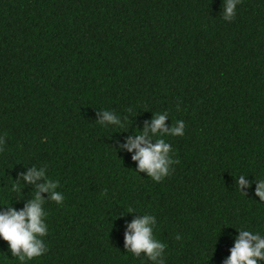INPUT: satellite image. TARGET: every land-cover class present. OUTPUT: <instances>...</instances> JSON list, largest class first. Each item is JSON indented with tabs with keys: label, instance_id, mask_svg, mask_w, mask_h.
I'll list each match as a JSON object with an SVG mask.
<instances>
[{
	"label": "trees",
	"instance_id": "16d2710c",
	"mask_svg": "<svg viewBox=\"0 0 264 264\" xmlns=\"http://www.w3.org/2000/svg\"><path fill=\"white\" fill-rule=\"evenodd\" d=\"M221 12L222 0H0V198L22 210L34 165L65 196L46 203L49 250L28 264H151L125 247L146 213L166 264H224L237 230L264 234V0H242L231 22ZM129 107L126 128L97 123ZM165 111L186 128L156 183L116 149ZM0 264H20L2 239Z\"/></svg>",
	"mask_w": 264,
	"mask_h": 264
},
{
	"label": "clouds",
	"instance_id": "9594fccd",
	"mask_svg": "<svg viewBox=\"0 0 264 264\" xmlns=\"http://www.w3.org/2000/svg\"><path fill=\"white\" fill-rule=\"evenodd\" d=\"M242 0H222L221 17L227 22L235 19L237 8ZM128 115H120L111 110L102 109L98 115L102 117L97 123L105 129L110 126L117 129H124L128 125V116L134 114V109H127ZM169 119L167 111L155 113L150 122H146L143 131H137L134 137H129L126 142L116 151L126 150L128 153H135L132 160L137 163L136 173H146L154 182L161 183L174 171V165L180 163L174 159L172 144L168 137H183L186 125L182 120L170 127L166 125ZM126 130L125 132H127ZM6 140L0 135V154L5 150ZM22 180L28 184L35 185L33 198L29 200L24 208L16 211L7 200L0 198V239L6 241L12 258L18 259L20 264H28L48 252L45 238L49 234V225L46 222L48 213L45 205L48 202H55L57 206L64 203L65 196L58 189L61 187L58 180L48 175V166H33L27 174H21ZM237 180L239 191L250 188L247 176L241 174ZM38 181L43 183L37 184ZM23 184L16 182L12 190L20 192ZM42 194H47L45 199ZM106 195V193H105ZM255 196L264 202V179H256ZM129 214L136 213L133 209L128 210ZM125 232V247L128 253L139 257L144 253L151 264H166L165 253L167 245L155 237L157 218L152 214H140V218L134 219L127 224ZM239 236L235 239L234 247L230 250V256L224 264H258L264 261V234L241 228L237 230ZM177 240L181 239L179 235Z\"/></svg>",
	"mask_w": 264,
	"mask_h": 264
}]
</instances>
